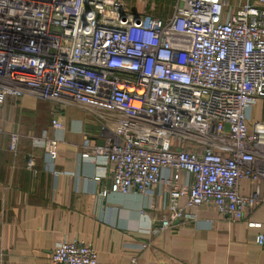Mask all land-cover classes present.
<instances>
[{
  "label": "built area",
  "instance_id": "built-area-1",
  "mask_svg": "<svg viewBox=\"0 0 264 264\" xmlns=\"http://www.w3.org/2000/svg\"><path fill=\"white\" fill-rule=\"evenodd\" d=\"M24 94L74 103L98 122L99 141L84 137L79 156L112 163L101 196L166 187L158 229L193 220L186 209L204 203L240 220L263 200L238 182L264 179V123L248 131L246 120L264 98V0H174L165 16L122 0H0V103ZM50 126L63 127L55 116ZM17 143L10 133L9 151ZM56 145L42 140L49 157ZM25 168L35 172L31 155ZM254 241L264 246V233ZM50 259L99 264L76 240L57 242Z\"/></svg>",
  "mask_w": 264,
  "mask_h": 264
},
{
  "label": "crops",
  "instance_id": "crops-1",
  "mask_svg": "<svg viewBox=\"0 0 264 264\" xmlns=\"http://www.w3.org/2000/svg\"><path fill=\"white\" fill-rule=\"evenodd\" d=\"M53 116L62 123L59 131L50 126ZM246 120L248 131L264 123V98L249 107ZM99 130L94 117L74 103L28 94L0 103V264H54L51 252L61 240L90 244L99 264H130L131 255L136 264H264V246L254 241L264 233V179L238 182L239 194L257 189L263 198L240 220L204 203L186 209L195 214L193 220L158 229L166 213L164 185L151 187L147 195H100L110 184L112 163L79 156L82 139L99 141ZM10 133L18 135L15 152L8 149ZM44 138L56 139L54 157L45 153ZM28 155L35 172L25 168ZM189 178L180 171L178 183Z\"/></svg>",
  "mask_w": 264,
  "mask_h": 264
},
{
  "label": "rangeland",
  "instance_id": "rangeland-1",
  "mask_svg": "<svg viewBox=\"0 0 264 264\" xmlns=\"http://www.w3.org/2000/svg\"><path fill=\"white\" fill-rule=\"evenodd\" d=\"M128 1L133 9L156 16L170 14L174 5V0H126L127 4Z\"/></svg>",
  "mask_w": 264,
  "mask_h": 264
},
{
  "label": "trees",
  "instance_id": "trees-1",
  "mask_svg": "<svg viewBox=\"0 0 264 264\" xmlns=\"http://www.w3.org/2000/svg\"><path fill=\"white\" fill-rule=\"evenodd\" d=\"M122 1H123V3H124L125 7H126L128 10H133V7H134V6H130V5H129V1H128V4H127L126 0H122ZM146 6H148V3H147Z\"/></svg>",
  "mask_w": 264,
  "mask_h": 264
}]
</instances>
